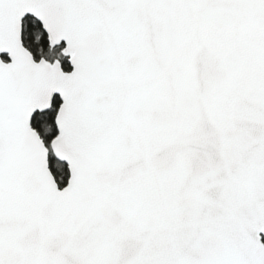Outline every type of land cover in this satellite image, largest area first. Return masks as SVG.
I'll return each mask as SVG.
<instances>
[{
  "label": "snow or ice",
  "instance_id": "obj_1",
  "mask_svg": "<svg viewBox=\"0 0 264 264\" xmlns=\"http://www.w3.org/2000/svg\"><path fill=\"white\" fill-rule=\"evenodd\" d=\"M0 264H264V0H0Z\"/></svg>",
  "mask_w": 264,
  "mask_h": 264
}]
</instances>
